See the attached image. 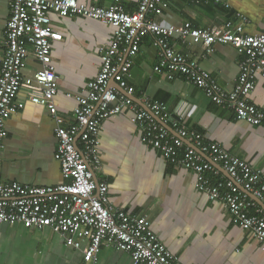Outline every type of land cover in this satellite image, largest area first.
Wrapping results in <instances>:
<instances>
[{
	"label": "crops",
	"instance_id": "crops-1",
	"mask_svg": "<svg viewBox=\"0 0 264 264\" xmlns=\"http://www.w3.org/2000/svg\"><path fill=\"white\" fill-rule=\"evenodd\" d=\"M12 1L0 0V55ZM78 1L104 3L102 0ZM141 1L122 0V4L126 11L135 13ZM166 1L169 6L162 15L155 17L158 24L179 27L189 21L199 28H218L228 20L237 21L238 13L241 15L238 22L243 23L246 33L264 32V0H227V8L206 2ZM50 17L63 34L61 41L53 43L52 54L60 84L55 101L67 125L78 103L66 92H87L89 81L97 76L102 64L99 49L113 39L115 28L79 15L61 17L51 12ZM171 44L177 53L198 58L202 68L225 89L232 90L237 83L245 55L233 45L216 43L214 51L203 56L207 47L201 40H183L177 34ZM27 46L24 80L35 84L40 65L32 47L28 43ZM159 52L155 37L145 36L127 75L134 88V100L145 110L149 109L147 111H151L146 104L149 100L165 102L172 117L187 129L203 133L206 140L223 146L264 173V126L238 119L232 108L218 105L181 75L168 79L163 71L155 68ZM110 86L123 90L115 81H111ZM30 91L27 86L22 87L18 98L25 106L6 122L8 135L0 159V175L5 182L56 185L64 181L61 163L55 157L57 122L47 106L29 100ZM247 98L264 110V78L261 75L257 76L255 88ZM140 131L133 114L127 110L102 124L98 146L102 168L96 175L98 180L107 181L111 203L133 215L148 217L160 240L184 264H264V244L236 224L222 202L209 199L197 189V173L171 164L160 150L141 140ZM172 132L177 131L173 129ZM205 158L212 160L209 156ZM214 164L222 176L229 177L220 163ZM241 190L254 203L250 206L251 213L264 211V200ZM0 264L85 263L81 250L67 245L63 235L49 228L28 229L21 224L5 223L0 225ZM94 264L134 262L128 252L103 246Z\"/></svg>",
	"mask_w": 264,
	"mask_h": 264
},
{
	"label": "built area",
	"instance_id": "built-area-1",
	"mask_svg": "<svg viewBox=\"0 0 264 264\" xmlns=\"http://www.w3.org/2000/svg\"><path fill=\"white\" fill-rule=\"evenodd\" d=\"M102 1L100 4L78 0H13L11 3L0 55V159L8 135L6 122L24 108L25 103L18 96L22 87L27 86L31 90L29 100L47 106L57 122L55 157L61 163L64 181L56 185H30L5 182L0 175V225L49 228L63 235L67 245L81 250L85 264L96 263L103 246L128 252L134 264H184L160 240L148 217L115 207L109 198L107 181L95 178L102 168L98 152L102 124L127 110L133 114L145 144L160 150L174 166L197 173V189L209 199L222 202L234 222L264 244V211L251 213L250 206L254 203L241 190L264 200L262 170L206 140L203 133L187 129L172 117L165 102L149 100L146 104L151 111L145 110L132 97L134 88L127 79L132 58L144 37L153 35L160 48L156 70L163 71L168 79L183 76L218 105L232 108L238 119L264 126V110L247 98L255 88L257 76L264 78V32L246 33L243 23L238 22V16L241 18L238 13L237 21L228 20L218 28H199L189 21L177 27L155 21L169 6L166 0H142L135 13L126 11L122 0ZM187 1L229 7L227 0ZM51 12L61 17L93 18L115 28L113 39L99 49L102 64L97 76L89 81L87 92H66L78 103L67 125L55 101L60 84L52 54L53 43L61 41L63 34L53 24ZM177 34L183 40L203 41L207 47L203 56L211 54L216 43L231 44L243 53L245 57L233 89L222 87L202 68L198 58L177 53L171 44ZM27 43L40 65L35 84L25 83L23 75L29 54ZM111 81L123 90L111 87ZM167 124L177 132L173 133ZM203 153L212 160H207ZM214 162L220 163L228 178L220 174Z\"/></svg>",
	"mask_w": 264,
	"mask_h": 264
},
{
	"label": "water",
	"instance_id": "water-1",
	"mask_svg": "<svg viewBox=\"0 0 264 264\" xmlns=\"http://www.w3.org/2000/svg\"><path fill=\"white\" fill-rule=\"evenodd\" d=\"M118 84V83H117ZM133 96V95H132ZM133 98H135V96H133ZM147 108V107H146ZM147 110H149V109H147ZM158 120H159V118H158ZM167 127L171 130V131H173V129L171 128V126L170 125H168L167 124ZM196 149L199 151V152H201L197 147H196ZM204 154V153H203ZM207 158H208V156H207V154H204ZM209 159V158H208ZM95 178H96V180H98V178H97V175H95Z\"/></svg>",
	"mask_w": 264,
	"mask_h": 264
}]
</instances>
